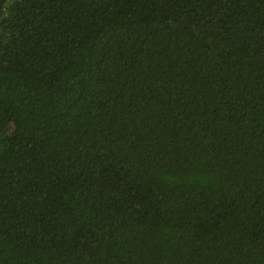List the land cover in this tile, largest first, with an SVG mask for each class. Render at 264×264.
Here are the masks:
<instances>
[{
    "label": "trees",
    "instance_id": "trees-1",
    "mask_svg": "<svg viewBox=\"0 0 264 264\" xmlns=\"http://www.w3.org/2000/svg\"><path fill=\"white\" fill-rule=\"evenodd\" d=\"M0 264H264V0H0Z\"/></svg>",
    "mask_w": 264,
    "mask_h": 264
}]
</instances>
